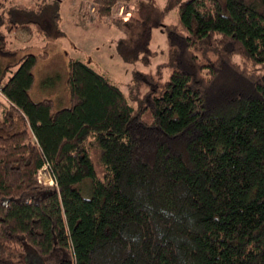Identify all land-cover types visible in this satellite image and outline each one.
<instances>
[{
    "label": "trees",
    "instance_id": "1",
    "mask_svg": "<svg viewBox=\"0 0 264 264\" xmlns=\"http://www.w3.org/2000/svg\"><path fill=\"white\" fill-rule=\"evenodd\" d=\"M57 1L0 0V264H264V0H182L174 22L156 0H89L126 6L124 60L150 63L162 26L170 73L135 71L131 102L70 58L62 107L29 94Z\"/></svg>",
    "mask_w": 264,
    "mask_h": 264
},
{
    "label": "rangeland",
    "instance_id": "2",
    "mask_svg": "<svg viewBox=\"0 0 264 264\" xmlns=\"http://www.w3.org/2000/svg\"><path fill=\"white\" fill-rule=\"evenodd\" d=\"M181 1L156 0L161 7L166 8L164 22L175 21L177 7ZM33 2L34 0H8L7 7H30ZM57 3L59 7L58 24L62 29V35L48 42L47 58L38 60L33 68L34 83L29 94L34 100L51 98L57 107L68 105L67 76L70 58H79L106 75L120 87L131 102L146 90L145 85L135 80V71L151 73L161 79L168 77L170 68L166 65L167 41L162 26L153 28L151 49L154 51V56L151 62L128 61L122 59L117 45L120 40L128 36L129 27L109 22L112 17L121 16L123 20L127 19L130 13L125 11L124 4L118 3L110 16L99 18L94 12V5L89 0H58ZM120 5L123 6L122 10L116 15ZM127 7L133 8L134 6L129 4ZM29 36H31V43L36 40L39 41V45L45 42L42 36H36L34 33ZM38 46L30 49L37 53ZM258 69L264 71L263 66H258ZM40 181L49 185L53 183L46 166H44ZM46 264H57V259L48 258Z\"/></svg>",
    "mask_w": 264,
    "mask_h": 264
},
{
    "label": "crops",
    "instance_id": "3",
    "mask_svg": "<svg viewBox=\"0 0 264 264\" xmlns=\"http://www.w3.org/2000/svg\"><path fill=\"white\" fill-rule=\"evenodd\" d=\"M9 35L13 38H17L20 42V40L24 39V35H22V33L19 34V32H15V31H12V32H9Z\"/></svg>",
    "mask_w": 264,
    "mask_h": 264
},
{
    "label": "built area",
    "instance_id": "4",
    "mask_svg": "<svg viewBox=\"0 0 264 264\" xmlns=\"http://www.w3.org/2000/svg\"><path fill=\"white\" fill-rule=\"evenodd\" d=\"M122 7H123V6L120 5L119 9H117L118 12L116 11V15H117V14H120V12H121V10H122ZM127 17H128V16H127ZM0 97H2V98L5 97L4 92H3V88H2V84H0Z\"/></svg>",
    "mask_w": 264,
    "mask_h": 264
}]
</instances>
